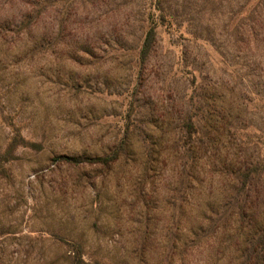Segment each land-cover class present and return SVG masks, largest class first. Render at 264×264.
Returning a JSON list of instances; mask_svg holds the SVG:
<instances>
[{"label":"rangeland","instance_id":"374dc122","mask_svg":"<svg viewBox=\"0 0 264 264\" xmlns=\"http://www.w3.org/2000/svg\"><path fill=\"white\" fill-rule=\"evenodd\" d=\"M263 237L264 0H0V264H264Z\"/></svg>","mask_w":264,"mask_h":264},{"label":"trees","instance_id":"16d2710c","mask_svg":"<svg viewBox=\"0 0 264 264\" xmlns=\"http://www.w3.org/2000/svg\"><path fill=\"white\" fill-rule=\"evenodd\" d=\"M157 39H158V33L156 28L150 29L147 33L146 39L143 43V47L141 50V56L144 60H146L154 51L157 44ZM76 160L77 159H75V161ZM262 244L264 245V239L262 240ZM71 264H86L82 256V252L78 251V253L73 258Z\"/></svg>","mask_w":264,"mask_h":264}]
</instances>
